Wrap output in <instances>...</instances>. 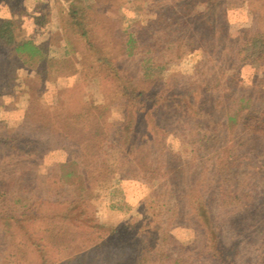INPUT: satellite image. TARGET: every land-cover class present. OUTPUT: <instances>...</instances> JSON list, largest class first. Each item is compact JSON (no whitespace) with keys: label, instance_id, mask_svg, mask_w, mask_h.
<instances>
[{"label":"trees","instance_id":"trees-1","mask_svg":"<svg viewBox=\"0 0 264 264\" xmlns=\"http://www.w3.org/2000/svg\"><path fill=\"white\" fill-rule=\"evenodd\" d=\"M162 1L145 0L141 8L133 3L139 12L134 21L138 30L121 39L125 60H130L128 48L135 44L146 55L155 54L152 32L160 35L154 45L158 43L164 65H149L152 70L140 65L141 81L122 63H114L103 43L91 39L94 13L80 9L77 1L48 0L63 8L65 18L85 41L89 55L82 62L68 53L57 56L51 43H38L29 36L31 31L47 34L54 26L45 6L26 12L25 0H0L9 10L8 16H0V264L29 256L33 264H237L235 249L225 248V228L238 233L246 220L258 215L256 188L251 186L247 193L233 186L235 170L252 160L241 156L230 142L211 179L216 183L210 186L213 197L206 202L197 182L211 174L214 158L202 162L199 169L194 162L211 141L204 135L190 143H198L200 149H192L182 162L179 153L170 154L161 146L173 133L162 124L172 113L186 122L210 118L205 98L216 93L225 107L224 124L233 134L240 126L255 137L264 132V112L258 109L263 97L247 94L240 84L246 67H259L264 73V32L251 34L241 44L230 42L229 0H205L204 12L193 19H183L174 6ZM198 53L202 59L188 68L189 77L175 75V85L155 87L148 82L167 71L169 56L183 61ZM219 62L220 75L206 79ZM18 74L27 78L18 82L24 118L18 129L9 130L1 126L3 97L15 92ZM180 77L186 80L184 86ZM72 78L73 83L59 87L60 81ZM31 92L34 96L29 98ZM183 137L176 134L174 139H180L181 145ZM110 142L119 150L128 180H146L154 174V165L170 166L165 175L171 185L146 199L133 223L116 228L102 224L94 204L103 183L97 173ZM136 155L138 162L131 161L136 166L144 163L145 179L129 165ZM46 161L52 165L42 183L38 172ZM256 167L264 174L262 163ZM244 175L252 177L249 170ZM173 186L174 191L169 190ZM117 209L112 205V210ZM182 227L194 231L196 254L171 235V230Z\"/></svg>","mask_w":264,"mask_h":264},{"label":"rangeland","instance_id":"rangeland-1","mask_svg":"<svg viewBox=\"0 0 264 264\" xmlns=\"http://www.w3.org/2000/svg\"><path fill=\"white\" fill-rule=\"evenodd\" d=\"M77 1L80 9H90L93 11V27L91 29L92 33L90 35L91 39L97 42L98 45L104 44V47L113 59L114 63H122V66L129 69L135 75L138 80L141 78V74L138 73L140 65L142 67H147L151 69L149 65H154L153 67H159L164 65V61L159 52L158 43L155 46L156 39L160 36L156 31L152 32L155 40L152 42V50H155V54L146 55L145 51L141 52L139 45L135 44L134 47L128 48V55H130V60L126 59V54H124V46L121 39H125V35H132L136 30H138L139 24H135L134 21L139 16L138 10H134L133 3L137 1L134 7L141 8V4L145 5V0H74ZM204 1L205 0H163L162 2L168 3L174 6V9L178 13L184 15L183 19L199 15L204 12ZM25 11L31 12L36 8L45 6L50 10V15L54 19V26L50 28V32L47 34L35 33L34 31L29 32V36L35 39L38 43H51L50 47L54 54L57 56H62L68 53L74 58H78L80 62L87 58L88 51L86 49V43L82 40L76 30L72 28L71 24L65 18L63 13V8L49 4L48 0H25ZM146 6V5H145ZM230 7L227 13L226 22V36L230 39V42L241 44L248 39V37L257 32H264V0H229L227 5ZM143 8V7H142ZM183 9V10H182ZM163 13V11H162ZM160 13V17H162ZM9 10L5 5H0V16H8ZM263 15V18H262ZM160 22V21H159ZM158 22V23H159ZM144 26V25H143ZM158 34V36H157ZM159 41V40H157ZM55 42V43H54ZM127 40H124V43ZM163 50V49H161ZM160 50V51H161ZM202 54H196L192 59L176 61V59L168 57L170 62L168 64L167 71L160 77H150L148 82L153 86H158L160 84L175 85L176 83L172 80L175 75H183L189 77L190 71L197 61H200ZM205 57V55H203ZM167 59V60H168ZM149 62H151L149 64ZM117 63V64H118ZM216 68L212 72L207 73L206 79H211L213 81L214 76L220 75V69L223 67L222 62L215 63ZM189 68V69H188ZM208 70V69H207ZM206 70V71H207ZM208 72V71H207ZM137 73V74H136ZM142 73V72H141ZM187 74V75H186ZM19 75V76H18ZM15 77L18 79L16 81L15 92L11 94H6L3 97L4 112L1 115V126L5 129L16 130L22 123L24 118V110L20 102H23V93L19 81L27 80L25 75L18 74ZM241 85L242 89L247 92V94L255 93L260 94L264 101V73L259 67H246L241 72ZM180 77L179 82L185 85L184 79ZM75 78L70 81L62 80L59 82V87H66L69 83H73ZM142 81V80H141ZM143 84H147L143 82ZM149 84V83H148ZM177 87V86H173ZM22 94V95H21ZM14 95H20L19 99L15 98ZM33 92L30 93L29 98L33 97ZM18 102H16V100ZM205 107L211 111V117L202 120L189 119L188 122L180 121L179 118L172 113L171 117L162 124L172 131V135H181L184 137L179 145L177 139L175 141L174 136H170L165 140L161 146L165 148L168 153H179L182 162L183 157H186L191 153V150L200 149L198 143L195 145H190L194 141L200 140L202 136H207L208 140L211 141L208 146L201 152H199L196 157L195 165L200 167L202 162H210V157L213 156L212 163L213 169L211 174L208 176H203L201 183L197 187L200 192L204 194L206 202L213 197V192L210 186H216V183H212L211 179L215 178L216 168L223 161L224 154L222 150L229 147V143L233 142L231 146L233 149L237 150L241 156H245L252 160L250 163H245L247 167H241L235 170L237 175V180L233 182V186L238 189H247V193L251 188H256L257 202L256 208L258 209V215L254 220H246L244 224L240 227L241 231L238 233L231 232L227 227L225 228V248L230 249L232 247L237 252L235 262L237 264H264V174H259L256 166L259 163L264 165V132L259 136H253L249 133L243 131L242 127H238L233 134L225 126L226 116L223 115L222 108L223 103L218 94L213 93L209 97L205 98ZM258 109L264 112V103L261 101ZM159 116V117H163ZM264 119V115H261ZM210 121V122H209ZM111 149L107 150V154L103 156L104 165L100 167L97 175H99L103 183L98 188V196L94 202L96 208L98 209L101 222L104 226L109 228H116L123 223H133L135 221L136 213L141 204L148 198H155L161 194L157 190L166 189L171 184L167 183V178L165 175L166 170L170 168L167 164L166 167L163 165H154V174L148 175L146 180H128L127 179V169L121 164L122 160L119 155V150L114 144ZM157 151L162 150L161 148L155 147ZM154 149V148H153ZM152 149V150H153ZM154 149V150H156ZM143 151V150H142ZM146 153V148L142 153ZM224 152V150H223ZM159 155H163L162 152H158ZM183 154V155H182ZM245 154V155H244ZM154 156V154H150ZM156 155V154H155ZM174 156L167 155V159L173 158ZM138 157L129 159V165L137 167L141 176H145L147 169L143 166L144 163L138 164ZM187 163V162H186ZM51 162L46 161L38 172V180L42 183H46L49 170L51 168ZM194 165V164H192ZM249 170L252 177H246L244 175L245 170ZM149 170H152L149 169ZM195 167L191 169L194 171ZM242 170H244L242 172ZM193 173V172H192ZM264 173V172H263ZM240 174V175H239ZM243 175L246 177L244 179ZM256 177V178H255ZM239 179V180H238ZM201 186V187H200ZM209 186V188H207ZM253 186V187H251ZM250 187V188H249ZM249 188V189H248ZM174 191V186L169 189ZM255 192V190H253ZM112 205L116 206L117 210H112ZM218 214V213H217ZM263 214V215H261ZM263 216V217H262ZM256 222L258 225L256 226ZM171 235L174 240L182 247L193 248L196 242L195 233L192 229L182 227L171 230ZM198 244V243H197ZM198 246V245H197ZM198 248V247H197ZM192 252V254H196ZM191 254V253H190ZM33 257H24L14 261H9L8 264H33Z\"/></svg>","mask_w":264,"mask_h":264}]
</instances>
